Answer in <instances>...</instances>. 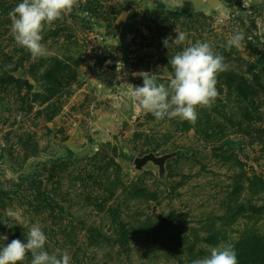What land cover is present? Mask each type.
<instances>
[{
  "label": "rangeland",
  "instance_id": "rangeland-1",
  "mask_svg": "<svg viewBox=\"0 0 264 264\" xmlns=\"http://www.w3.org/2000/svg\"><path fill=\"white\" fill-rule=\"evenodd\" d=\"M20 2L0 0V164L49 158L25 182L0 168V245L26 242L17 212L70 264H192L221 243L239 264H264V0H77L46 27L38 59L10 34ZM197 41L225 57L215 103L195 124L145 113L131 97L141 73L166 85L170 58ZM226 141L237 144L210 151ZM150 151L178 152L162 178L133 165Z\"/></svg>",
  "mask_w": 264,
  "mask_h": 264
},
{
  "label": "clouds",
  "instance_id": "clouds-1",
  "mask_svg": "<svg viewBox=\"0 0 264 264\" xmlns=\"http://www.w3.org/2000/svg\"><path fill=\"white\" fill-rule=\"evenodd\" d=\"M76 5L77 0H22L8 13L10 34L17 46L27 50L33 59L46 57L48 49L42 42L46 27L62 21ZM186 39V33L177 32L172 41L181 45ZM243 39V34L237 32L230 36L227 46L239 47ZM168 44L169 40L165 39L164 45L168 47ZM169 65L173 72L166 85L159 83L154 74L141 73L143 85L134 86L131 97L157 120L179 119L195 124L197 109L210 108L219 95L217 77L227 70L225 57L208 42L197 41L172 56ZM8 215L27 229L26 242L14 239L0 245V264H23L29 253L30 264H70L66 250H45L48 237L39 223L29 224L17 212ZM0 240L7 241L8 237L0 236ZM209 251L210 255L193 260L192 264H239L232 244L221 243Z\"/></svg>",
  "mask_w": 264,
  "mask_h": 264
},
{
  "label": "water",
  "instance_id": "water-1",
  "mask_svg": "<svg viewBox=\"0 0 264 264\" xmlns=\"http://www.w3.org/2000/svg\"><path fill=\"white\" fill-rule=\"evenodd\" d=\"M155 73H159V70L156 69ZM228 143L229 141H226L218 145H212L210 146V151L221 152L225 150L226 147H228ZM3 155H4L3 149H0V158L3 157ZM177 155H178L177 151H172V152H167V153H162V154H157L155 151H150L141 156L135 157L133 165L136 169L143 170L145 165H147L148 163H152L154 166L158 168V175L160 178H162L167 173L168 161L176 157ZM39 158L48 159L49 157L47 158V157H43L42 155H36L35 157H32L19 172H15L13 168L5 164H2V163L0 164V168L8 172L10 175L15 177L16 179H19L21 176L26 175L28 173L27 171L28 166L33 162V160L39 159Z\"/></svg>",
  "mask_w": 264,
  "mask_h": 264
},
{
  "label": "trees",
  "instance_id": "trees-1",
  "mask_svg": "<svg viewBox=\"0 0 264 264\" xmlns=\"http://www.w3.org/2000/svg\"><path fill=\"white\" fill-rule=\"evenodd\" d=\"M230 143V142H229ZM229 143H228V145H229ZM237 143L236 142H231L230 143V146H234V145H236ZM239 144V143H238ZM66 148V151H67V154L70 156H73V155H75L76 154V152L72 149V148H70L69 146H66L65 147ZM37 150H38V148H37V146H34V147H32V152H33V154H37ZM4 151V150H3ZM5 152V151H4ZM36 156V155H35ZM25 164L26 163H22V164H20V171H21V169L25 166ZM14 170V169H13ZM15 171V170H14ZM15 172H17V171H15ZM19 172V171H18ZM37 176H39V173H27L26 175H23V176H21L20 178H19V180L20 181H22V182H25V181H28V180H33L35 177H37Z\"/></svg>",
  "mask_w": 264,
  "mask_h": 264
}]
</instances>
